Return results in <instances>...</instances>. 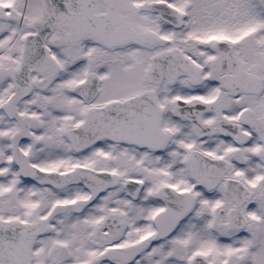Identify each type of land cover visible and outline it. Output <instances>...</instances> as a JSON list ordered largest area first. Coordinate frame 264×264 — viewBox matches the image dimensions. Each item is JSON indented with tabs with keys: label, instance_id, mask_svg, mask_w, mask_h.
<instances>
[{
	"label": "snow or ice",
	"instance_id": "snow-or-ice-1",
	"mask_svg": "<svg viewBox=\"0 0 264 264\" xmlns=\"http://www.w3.org/2000/svg\"><path fill=\"white\" fill-rule=\"evenodd\" d=\"M0 264H264V0H0Z\"/></svg>",
	"mask_w": 264,
	"mask_h": 264
}]
</instances>
